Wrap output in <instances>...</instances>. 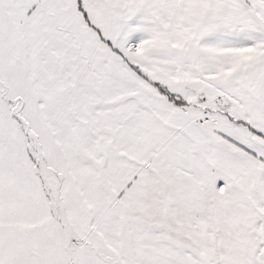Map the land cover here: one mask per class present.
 <instances>
[{
    "label": "snow or ice",
    "instance_id": "1",
    "mask_svg": "<svg viewBox=\"0 0 264 264\" xmlns=\"http://www.w3.org/2000/svg\"><path fill=\"white\" fill-rule=\"evenodd\" d=\"M0 264H264V0H0Z\"/></svg>",
    "mask_w": 264,
    "mask_h": 264
}]
</instances>
